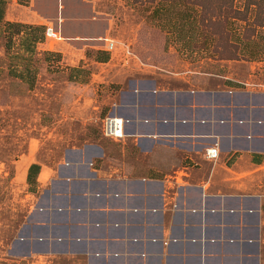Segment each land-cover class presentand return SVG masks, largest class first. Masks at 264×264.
<instances>
[{"label":"crops","instance_id":"0c3cea01","mask_svg":"<svg viewBox=\"0 0 264 264\" xmlns=\"http://www.w3.org/2000/svg\"><path fill=\"white\" fill-rule=\"evenodd\" d=\"M12 11L5 20H19ZM57 17L55 30L67 39L80 33L86 43L96 33L66 30L63 13ZM148 59H128V88L110 114L124 119L125 136L68 149L58 168H41L47 182L38 178L14 255L68 264H264V77L254 83L252 71L237 72L244 60L213 76L157 73L163 59ZM213 147L219 157L209 159Z\"/></svg>","mask_w":264,"mask_h":264},{"label":"rangeland","instance_id":"374dc122","mask_svg":"<svg viewBox=\"0 0 264 264\" xmlns=\"http://www.w3.org/2000/svg\"><path fill=\"white\" fill-rule=\"evenodd\" d=\"M6 1V12L18 11L17 22L35 24L28 16L36 13L55 28L59 11L64 29L78 31L79 25H86L96 32L87 33L86 43L79 42L80 33L41 43L31 55L20 46L22 35L11 38L0 25V264H68L60 257L20 258L11 253L41 187L37 182L36 192L30 191L29 167L37 163L58 168L66 150L112 141L105 136L104 125L119 94L128 88L125 73L131 57L163 59L157 73L185 69L213 76L225 74L223 64L232 70L231 63L244 60L236 71H252L254 77L246 75L247 80L257 83V77H264V28L248 41L242 20L230 18L222 28L201 26L197 0ZM208 2L212 18L233 16L223 6L228 1ZM244 3L235 0L234 6L243 9ZM105 38L113 40L112 50ZM45 176L40 171L38 178L47 182Z\"/></svg>","mask_w":264,"mask_h":264},{"label":"trees","instance_id":"16d2710c","mask_svg":"<svg viewBox=\"0 0 264 264\" xmlns=\"http://www.w3.org/2000/svg\"><path fill=\"white\" fill-rule=\"evenodd\" d=\"M137 1L143 3V0ZM148 1L155 2L156 0ZM208 1L209 0H197L198 3L196 4V6L197 8H199V23L201 24V26L203 25L205 27L211 26L212 28H222L224 26V23H229L232 18L236 20H242L246 24L244 36L248 41L252 39V36L257 32L258 28H264V0H245L243 9L235 8V0H222L229 2V4H224L223 6L226 7V11H228V13L230 11L233 16L228 15L227 18H223L219 15L217 19L212 18L213 15L209 13L210 9L206 5L207 3H209ZM6 5V0H0V25L3 24L5 26V30L11 32V38L14 35H22L20 40L21 48H25V51H27L28 54L34 55L37 51V46L45 42L46 40L45 32L47 26L5 20ZM218 8L221 10L222 6L220 5ZM218 8L214 7V10ZM63 39L64 37L62 36V40ZM11 48L12 46L7 44V50H10ZM81 70L84 69H73V71L76 72H81ZM17 74L18 73H16V76L19 77V75ZM20 76L22 79H25L24 73L20 72ZM40 171V164L34 163L29 167L27 182L30 186L31 192H36L35 185L38 182V175Z\"/></svg>","mask_w":264,"mask_h":264},{"label":"built area","instance_id":"2783aa9c","mask_svg":"<svg viewBox=\"0 0 264 264\" xmlns=\"http://www.w3.org/2000/svg\"><path fill=\"white\" fill-rule=\"evenodd\" d=\"M57 32L53 25L49 24L47 25V29L45 32L46 42L51 40H62L61 33ZM106 47L109 50H112L114 48V42L113 40L109 38L104 39ZM104 131L105 136L119 140L122 139L125 136V122L122 118L117 119L116 117L109 116L106 118L105 125H104ZM220 150L218 147H213L206 151V155L209 159H216L219 157Z\"/></svg>","mask_w":264,"mask_h":264},{"label":"water","instance_id":"95a60500","mask_svg":"<svg viewBox=\"0 0 264 264\" xmlns=\"http://www.w3.org/2000/svg\"><path fill=\"white\" fill-rule=\"evenodd\" d=\"M19 243H21V240H20V239L16 240V241L13 243V247H12V249H11V253H14V251L16 250V246H17V244H19Z\"/></svg>","mask_w":264,"mask_h":264},{"label":"bare ground","instance_id":"6f19581e","mask_svg":"<svg viewBox=\"0 0 264 264\" xmlns=\"http://www.w3.org/2000/svg\"><path fill=\"white\" fill-rule=\"evenodd\" d=\"M112 117H116L117 119H120L121 117H118V116H112ZM124 121V120H123Z\"/></svg>","mask_w":264,"mask_h":264}]
</instances>
